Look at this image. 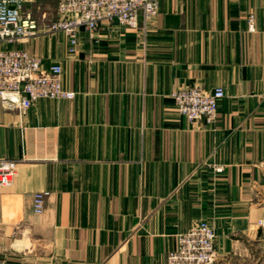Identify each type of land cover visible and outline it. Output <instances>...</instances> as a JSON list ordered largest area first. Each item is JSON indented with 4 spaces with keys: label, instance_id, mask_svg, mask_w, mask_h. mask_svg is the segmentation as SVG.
<instances>
[{
    "label": "crops",
    "instance_id": "0c3cea01",
    "mask_svg": "<svg viewBox=\"0 0 264 264\" xmlns=\"http://www.w3.org/2000/svg\"><path fill=\"white\" fill-rule=\"evenodd\" d=\"M159 2L139 30L81 29L74 55L49 31L57 1L25 4L38 35L2 48L60 64L76 98L0 104V160L19 162L0 192V264H166L202 221L214 264H264V0ZM191 87L225 91L216 124L179 115L172 95Z\"/></svg>",
    "mask_w": 264,
    "mask_h": 264
},
{
    "label": "built area",
    "instance_id": "2783aa9c",
    "mask_svg": "<svg viewBox=\"0 0 264 264\" xmlns=\"http://www.w3.org/2000/svg\"><path fill=\"white\" fill-rule=\"evenodd\" d=\"M30 0H0V104L9 111L26 113L40 100L73 101L76 93L63 87V68L55 64L46 69L41 58L25 50L3 49L38 35L39 26L25 4ZM58 19L50 25L52 33H63L69 43V53H77L81 29L94 35L104 22H117L126 30L140 29V17L145 23L159 14V0H56ZM249 31L255 32V17L248 18ZM226 97L222 88L206 92L198 87L176 91L172 98L176 109L190 123L201 120L217 123L220 102ZM19 162L0 160V192L11 187L18 173ZM222 172V168L217 169ZM49 192L34 196V211L42 215ZM216 231L202 221L188 232L178 235V247L167 255L166 264H214Z\"/></svg>",
    "mask_w": 264,
    "mask_h": 264
}]
</instances>
